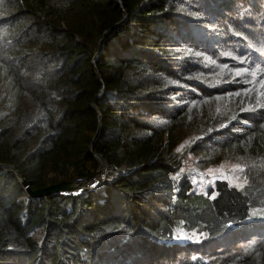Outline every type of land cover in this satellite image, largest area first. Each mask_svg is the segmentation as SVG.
<instances>
[{
    "label": "trees",
    "instance_id": "obj_1",
    "mask_svg": "<svg viewBox=\"0 0 264 264\" xmlns=\"http://www.w3.org/2000/svg\"><path fill=\"white\" fill-rule=\"evenodd\" d=\"M0 264H264L262 0H0Z\"/></svg>",
    "mask_w": 264,
    "mask_h": 264
},
{
    "label": "rangeland",
    "instance_id": "obj_2",
    "mask_svg": "<svg viewBox=\"0 0 264 264\" xmlns=\"http://www.w3.org/2000/svg\"><path fill=\"white\" fill-rule=\"evenodd\" d=\"M262 2L264 3V0H262ZM176 151L179 153L181 161L174 177H185L192 187L200 188L201 186H204L205 183L206 185L211 183L214 179H226L237 186L241 184V178L237 173H235L232 163L221 161L217 165L203 166L200 162H196V157L187 151L186 143L177 145ZM105 172L106 167L103 166L100 172L95 170L92 175L105 174ZM182 236L191 238L198 237V235L194 232H184Z\"/></svg>",
    "mask_w": 264,
    "mask_h": 264
},
{
    "label": "water",
    "instance_id": "obj_3",
    "mask_svg": "<svg viewBox=\"0 0 264 264\" xmlns=\"http://www.w3.org/2000/svg\"><path fill=\"white\" fill-rule=\"evenodd\" d=\"M123 18H124V16L121 18V20L117 21L113 25H117L118 23H120L123 20ZM98 52H99V50H97L96 54ZM100 91H101V89L98 92L100 93ZM95 137H96V134L93 135V137H92V139L88 145V150H87L88 152H91V144H92L93 140L95 139ZM93 156L98 161V167H97L96 171L99 170L100 167H103V166L106 167V163L101 156H99L96 153H93ZM8 167L13 169L12 166H8ZM17 175H18L21 183L25 186V191L27 192V194L33 198L48 197V196H51L53 194L62 193L64 191L65 192L70 191L73 188V185L71 184L70 180H62V181H59L57 183L49 184V185H46V186H43V187H40L37 189H31L29 186H27L25 178L22 177L21 175H19L18 173H17Z\"/></svg>",
    "mask_w": 264,
    "mask_h": 264
},
{
    "label": "built area",
    "instance_id": "obj_4",
    "mask_svg": "<svg viewBox=\"0 0 264 264\" xmlns=\"http://www.w3.org/2000/svg\"><path fill=\"white\" fill-rule=\"evenodd\" d=\"M105 174H94L88 177H76L70 180L73 185L72 190L62 193H75L83 189L100 188Z\"/></svg>",
    "mask_w": 264,
    "mask_h": 264
},
{
    "label": "bare ground",
    "instance_id": "obj_5",
    "mask_svg": "<svg viewBox=\"0 0 264 264\" xmlns=\"http://www.w3.org/2000/svg\"><path fill=\"white\" fill-rule=\"evenodd\" d=\"M101 169H102V167H100V168H99V170H97V171H99V172H100V170H101Z\"/></svg>",
    "mask_w": 264,
    "mask_h": 264
}]
</instances>
